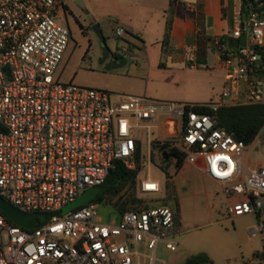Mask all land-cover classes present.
I'll return each mask as SVG.
<instances>
[{"label":"built area","instance_id":"obj_1","mask_svg":"<svg viewBox=\"0 0 264 264\" xmlns=\"http://www.w3.org/2000/svg\"><path fill=\"white\" fill-rule=\"evenodd\" d=\"M64 4L0 0V196L38 217L35 226L25 227L0 209V264H157L159 244L177 249V211L159 203L160 179L149 170L140 175L142 140L133 132L150 128L161 111L169 113V121L158 137L148 138L149 153L155 140L166 139L183 150V162L201 157L200 169L221 183L225 195L241 196L229 201L228 213H253L257 221L250 234H258L264 245V162L244 164L248 144L218 126L214 113L222 104L264 102L262 81L249 79L264 52V9L259 8L264 0L253 5L242 27L240 14L233 25L231 34L244 30L249 39L220 55L230 83L221 98L179 105L131 93L112 100L105 89L60 80L56 70L71 34L59 19ZM116 31L121 35L124 28ZM240 77L247 84L242 98ZM137 158L140 200L134 209L108 221L91 200L62 212L84 189L104 181L117 161L134 168ZM141 244L146 262L138 258ZM259 254L264 259V250Z\"/></svg>","mask_w":264,"mask_h":264},{"label":"rangeland","instance_id":"obj_2","mask_svg":"<svg viewBox=\"0 0 264 264\" xmlns=\"http://www.w3.org/2000/svg\"><path fill=\"white\" fill-rule=\"evenodd\" d=\"M82 1L99 22L104 40L93 29L81 31L73 23L59 18L69 25L71 32L64 57L56 70L60 80L105 89L112 100L120 99L126 93L155 100H172L176 105L221 98L222 72L215 63V68L210 66L214 61L213 53L207 56L205 52L197 53L195 58L191 56L183 62L168 57V47L162 44V39L169 12L159 10L162 0ZM227 2L232 6V0ZM169 5L168 2L166 8ZM162 14L165 15L164 21ZM117 26L124 28L121 35L116 31ZM132 32L141 33L144 39ZM208 47L213 48L211 45ZM191 61L199 65L190 67ZM168 114L166 111L158 112L150 128L140 126L133 131L142 140L143 167L140 175L144 176L149 170L152 177L160 179L163 189L157 193L159 203L166 202L173 208L177 203L185 219L177 234L181 247L175 251L179 255L174 257V250L160 244L157 264L160 258L168 260L169 264H178L187 255L199 251L212 258L211 264H250L257 261L254 251L264 250V245L258 234L251 235L248 231L249 226L256 224V216L253 213L232 216L226 209V201L241 196L228 199L216 180L191 163L183 162L176 171L173 157H165L161 151H155L154 145L149 153L148 138L160 135V126ZM243 159L244 164L249 160L252 163L264 162V129L245 147ZM95 202L103 220L119 216L111 202ZM139 251L146 252L147 249L141 244Z\"/></svg>","mask_w":264,"mask_h":264},{"label":"trees","instance_id":"obj_3","mask_svg":"<svg viewBox=\"0 0 264 264\" xmlns=\"http://www.w3.org/2000/svg\"><path fill=\"white\" fill-rule=\"evenodd\" d=\"M259 1V0H258ZM257 0H241L240 6V21L239 24L242 27L247 19V15L253 9ZM264 9V5L259 7ZM166 11L169 12L166 19V29L162 44L167 45L170 39V31L172 25L171 7H168ZM231 27L233 26V18H229ZM232 30V29H231ZM244 32V30H242ZM241 32V33H242ZM133 35L138 36L137 33L132 32ZM240 35L227 34V38L224 35L212 36L205 35L204 37L198 36V44L202 42L211 45L216 49L221 57H224L226 51L236 50L240 45ZM140 38V37H139ZM217 40V41H215ZM198 53L204 54V49L197 48ZM160 64H163L161 61ZM199 65V63L197 62ZM207 67V65H204ZM255 73H264V52H261V57L254 69ZM199 103V102H194ZM197 110H208L207 106H193ZM216 117V124L225 128L228 132L233 134L236 138L243 139L246 144H250L258 134L264 129V102H239L233 104H222L214 111ZM154 146H159L161 152L165 157L175 155V170L177 171L184 159V152L172 146L168 140H155ZM141 168V160L137 158L136 166L134 168L127 167L122 161H117L116 165L109 171L104 181L100 183L101 188L97 192L91 201L105 200L111 202L119 212L125 209H134L136 203L140 200L135 194V177ZM166 203V202H162ZM176 211L178 210L177 203L174 204ZM3 212V211H2ZM4 213V212H3ZM5 214V213H4ZM7 217V215L5 214ZM255 256L260 258L253 264H264L263 255L259 254V250L254 251ZM212 258L204 251L191 253L185 257L179 264H210Z\"/></svg>","mask_w":264,"mask_h":264},{"label":"crops","instance_id":"obj_4","mask_svg":"<svg viewBox=\"0 0 264 264\" xmlns=\"http://www.w3.org/2000/svg\"><path fill=\"white\" fill-rule=\"evenodd\" d=\"M168 2L170 3L168 7H171L172 10L170 39L167 44L168 57L173 59L174 61L183 62L191 56L195 58L196 54L198 53L197 48L204 49L206 56L213 53L214 61L210 66H213V68L216 67L222 72V89L229 86L230 83L226 78V69L222 63L219 52L216 49L214 50V48H209L208 44L204 42H202L199 46L198 36L200 35L201 37H204L205 35H212L217 37L225 34H231V29L233 28V26L231 27L229 18H233L234 25L235 21L238 18V14H240L241 0H232V6H230V4H227V0H198L197 3L196 0H162L159 10L163 11L164 9H167L166 6L168 5ZM162 15L163 16L161 19L164 21L165 15ZM138 36L144 39L141 33H138ZM247 39H249V36H247ZM214 63L216 64V66L214 65ZM189 66L197 67L198 64L197 62L195 63L194 61H191L189 63ZM249 79H260L264 87V73H255L253 71L249 74ZM246 85V80L243 77H240L237 84V95L239 96V98H242L244 96ZM226 98L227 100L232 99L231 97ZM168 121L169 120L167 119V117H165L164 122L160 126L161 129ZM202 162V158L198 157V159L191 164L200 169L199 166L202 164ZM249 162L251 161L249 160ZM218 183L220 184V187L222 189L221 183ZM229 198L230 197H228V199ZM226 202L227 206L229 201ZM177 220L179 225L185 223V219L179 212V210L177 212ZM251 227L252 226L248 227L249 233ZM178 243L179 244L177 248H180L181 244L179 241ZM159 246L160 244L158 245L156 252L159 249ZM174 251L173 256L177 258L179 252ZM146 252H140L138 254V258L141 261L144 260V262H146L145 260H147V257L144 254ZM180 262L181 261H178V264ZM166 264H169L168 260H166Z\"/></svg>","mask_w":264,"mask_h":264},{"label":"water","instance_id":"obj_5","mask_svg":"<svg viewBox=\"0 0 264 264\" xmlns=\"http://www.w3.org/2000/svg\"><path fill=\"white\" fill-rule=\"evenodd\" d=\"M92 29L101 40H104V35L102 33V29L98 21H95L93 23ZM246 36H247L246 32H243L240 35L241 45H244L246 43ZM224 38L225 39L227 38V34L224 35ZM100 188H101V185L96 184V185H93V186H90L84 189L74 200L63 205L61 209L62 212H65L69 210L70 208H73L75 206H78L82 203H85L91 200L92 198L95 197V195L100 190ZM0 209L14 222L22 226H25V227L35 226L38 221L36 212L22 211L18 207H16L14 204H12L11 202L4 199L2 196H0ZM44 217H45V214H42L41 218H44Z\"/></svg>","mask_w":264,"mask_h":264},{"label":"flooded vegetation","instance_id":"obj_6","mask_svg":"<svg viewBox=\"0 0 264 264\" xmlns=\"http://www.w3.org/2000/svg\"><path fill=\"white\" fill-rule=\"evenodd\" d=\"M60 16L65 22L73 23L81 31L92 29V25L96 21L82 0H65Z\"/></svg>","mask_w":264,"mask_h":264}]
</instances>
